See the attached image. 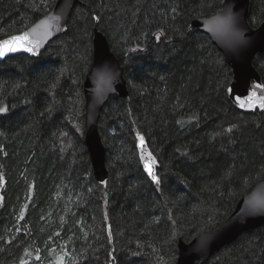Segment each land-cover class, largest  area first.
<instances>
[{
	"label": "trees",
	"instance_id": "obj_1",
	"mask_svg": "<svg viewBox=\"0 0 264 264\" xmlns=\"http://www.w3.org/2000/svg\"><path fill=\"white\" fill-rule=\"evenodd\" d=\"M56 1L0 0V40ZM81 2L38 58L0 62V264H176L180 239L220 225L264 179V112L235 105L232 68L191 28L224 0ZM263 21L264 0H251V27ZM95 27L128 89L110 97L99 120L106 184L84 143ZM253 65L264 86V54ZM141 136L159 162V184L143 172ZM208 264H264V226Z\"/></svg>",
	"mask_w": 264,
	"mask_h": 264
},
{
	"label": "water",
	"instance_id": "obj_2",
	"mask_svg": "<svg viewBox=\"0 0 264 264\" xmlns=\"http://www.w3.org/2000/svg\"><path fill=\"white\" fill-rule=\"evenodd\" d=\"M251 0H224L222 10L214 15L219 17L221 12L227 15L229 10L236 13V20L241 28L246 31L248 43L241 49L239 58H233L222 52L211 39L212 43L224 55L225 61L232 68L233 82L229 87V94L232 101L241 110L250 112L256 109L264 110V95L259 90L264 88L262 78L253 65V61L258 55L264 54V21L258 28H252L249 23ZM80 0H57L51 11L36 21L31 27L23 30L21 33L14 34L3 40H0V48L8 43H21L15 38L26 36L32 46V51H25L23 48L16 52H9L7 55L0 57V62L16 55H27L31 58H38L55 39L62 36L68 30L69 19ZM214 16L206 19L197 20L192 23V27L197 31L209 36L218 35L211 30ZM28 46L27 43L24 44ZM110 62L119 70V82L115 85V90L110 86L97 80L95 90L97 95V104L90 103L89 89L92 87L90 76L94 68L103 66L105 62ZM247 81L245 88L244 82ZM254 83V88L252 87ZM85 97V143L90 156L95 177L101 184H106L108 180V171L106 168V152L103 138L99 129V120L104 106L111 96L124 98L128 95L127 82L123 75V68L119 60L111 51L107 37L99 30H95L93 41L92 64L84 79L82 85ZM99 90V95H98ZM139 161L143 172L151 180L146 170V163H153L154 172L158 176L159 162L144 141V147L141 148L138 143ZM151 153V156L149 155ZM152 181V180H151ZM264 199V179L256 183L252 191L243 197L235 206L232 214L217 227L196 237L189 243L182 239L178 244V259L176 264H208L211 258L219 253L223 248L234 243L241 235L252 232L264 226V216L248 218L246 222H241L247 215L249 203L254 198ZM210 238L211 244L197 243V239L204 240Z\"/></svg>",
	"mask_w": 264,
	"mask_h": 264
},
{
	"label": "clouds",
	"instance_id": "obj_3",
	"mask_svg": "<svg viewBox=\"0 0 264 264\" xmlns=\"http://www.w3.org/2000/svg\"><path fill=\"white\" fill-rule=\"evenodd\" d=\"M213 18H216L215 16ZM225 19L229 22V30L233 34L231 38L222 35H216L215 37H210L213 39V43L224 53L233 57L239 58L241 49L248 43V37L246 31L241 28L236 20V13L232 10H229L227 15L224 12H221L219 17ZM101 77L110 78L111 90H115V85L119 82V70L111 65L110 62H105L103 66H99L93 69V72L90 76V81L92 87L89 89L90 93V103L97 104V95L95 90V84L97 80H100ZM258 216H264V205L256 207L255 209H249L247 215L244 217V220L241 222H246L248 218H255ZM198 244L201 243V239H197ZM203 242L206 245L211 244L210 238H204Z\"/></svg>",
	"mask_w": 264,
	"mask_h": 264
},
{
	"label": "snow or ice",
	"instance_id": "obj_4",
	"mask_svg": "<svg viewBox=\"0 0 264 264\" xmlns=\"http://www.w3.org/2000/svg\"><path fill=\"white\" fill-rule=\"evenodd\" d=\"M211 30L217 33L218 35L227 36L229 38H231L233 35L229 30V22L221 18H214L212 25H211ZM15 39L17 41H20L21 43H11L10 42L6 44L3 48H0V57L7 55L9 52H16L20 50L21 48H23V50L25 51H29V52L32 51L31 43L30 41H28V38L26 36L16 37ZM25 43L28 44L27 47L24 46ZM100 79L103 83L110 86V83H111L110 78L101 77ZM247 84L248 82L245 81L244 82L245 88L247 87ZM98 95H99V90H98ZM0 111H7V109H0ZM140 146L141 148L144 147V138L142 136L140 137ZM149 155L151 156V153H149ZM145 167H146L148 175L151 177V180L155 182L156 184H159L160 180L157 174L154 172L153 163H146ZM262 205H264V199L257 197V198H254L252 201H250L249 209H255L256 207H259ZM204 243L205 242L201 241V245H203Z\"/></svg>",
	"mask_w": 264,
	"mask_h": 264
},
{
	"label": "bare ground",
	"instance_id": "obj_5",
	"mask_svg": "<svg viewBox=\"0 0 264 264\" xmlns=\"http://www.w3.org/2000/svg\"><path fill=\"white\" fill-rule=\"evenodd\" d=\"M81 3H82V2H81V0H80V4H81ZM80 4H79V5H80ZM95 19H96V25H97V24L99 23V20H98L97 17H96ZM191 28H192L193 30H195L194 27L191 26ZM95 30H99V31H101L98 27H95V28H94V31H93L94 34H93V40H92V43H93V41H94V37H95ZM101 33H103V32L101 31ZM103 34L105 35V33H103ZM105 36H106V35H105ZM263 89H264V88H263ZM263 89H262V90H263ZM245 112H246V111H245ZM262 112H264V110H262ZM84 143H85V130H84ZM85 146H86V143H85ZM105 147H106V146H105ZM86 148H87V146H86ZM106 149H107V148H106ZM89 157H90V156H89ZM106 158H107V152H106ZM90 161H91V160H90ZM152 182H153V181H152ZM236 205H237V204H236Z\"/></svg>",
	"mask_w": 264,
	"mask_h": 264
},
{
	"label": "flooded vegetation",
	"instance_id": "obj_6",
	"mask_svg": "<svg viewBox=\"0 0 264 264\" xmlns=\"http://www.w3.org/2000/svg\"><path fill=\"white\" fill-rule=\"evenodd\" d=\"M263 84V83H262ZM252 87L254 88V83L252 85ZM259 93L263 94L264 93V90H259ZM257 110V109H256ZM255 111V110H254Z\"/></svg>",
	"mask_w": 264,
	"mask_h": 264
},
{
	"label": "rangeland",
	"instance_id": "obj_7",
	"mask_svg": "<svg viewBox=\"0 0 264 264\" xmlns=\"http://www.w3.org/2000/svg\"><path fill=\"white\" fill-rule=\"evenodd\" d=\"M263 94H264V93H263ZM59 255L61 256L62 259H64V256H62L61 254H58V257H60ZM55 256H56V254H55ZM56 257H57V256H56ZM58 257H57V258H58Z\"/></svg>",
	"mask_w": 264,
	"mask_h": 264
}]
</instances>
